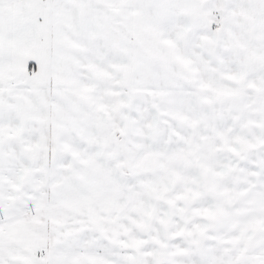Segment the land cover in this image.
Instances as JSON below:
<instances>
[{"label": "snow or ice", "instance_id": "snow-or-ice-1", "mask_svg": "<svg viewBox=\"0 0 264 264\" xmlns=\"http://www.w3.org/2000/svg\"><path fill=\"white\" fill-rule=\"evenodd\" d=\"M0 264H264V0H0Z\"/></svg>", "mask_w": 264, "mask_h": 264}]
</instances>
